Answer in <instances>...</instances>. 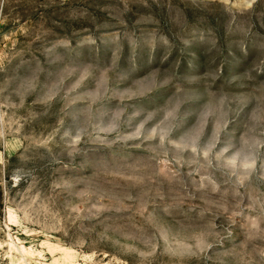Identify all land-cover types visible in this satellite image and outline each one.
Instances as JSON below:
<instances>
[{"label": "rangeland", "instance_id": "obj_1", "mask_svg": "<svg viewBox=\"0 0 264 264\" xmlns=\"http://www.w3.org/2000/svg\"><path fill=\"white\" fill-rule=\"evenodd\" d=\"M0 264H264V0H0Z\"/></svg>", "mask_w": 264, "mask_h": 264}]
</instances>
